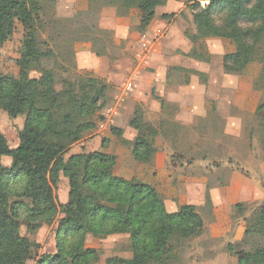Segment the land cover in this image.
Wrapping results in <instances>:
<instances>
[{
	"label": "rangeland",
	"instance_id": "374dc122",
	"mask_svg": "<svg viewBox=\"0 0 264 264\" xmlns=\"http://www.w3.org/2000/svg\"><path fill=\"white\" fill-rule=\"evenodd\" d=\"M41 2L45 26L39 40L58 55L55 63L54 60L47 63L48 68L56 69L58 83L69 80L78 93L83 75L79 72L77 52L89 46L99 60L93 66L84 64L82 68L91 70L92 75L87 76L107 85L106 103L90 118L94 127L83 134L65 157L81 151L103 152L107 148H121L128 153L130 147L123 146L110 131L120 129L122 137L132 141L136 132L128 122L134 111L141 109L144 120L161 130L151 140L153 153L149 159L165 156V173L160 174L158 193L172 209L182 203L195 206L204 223L202 235L185 242L184 249L179 251V264L189 260L207 262L216 252L228 259L225 264H237L236 258L227 253L228 245H233L235 252L264 248V238L245 236L247 226L264 202V152L260 120L255 114L257 107L264 103L263 52L256 51L253 61L242 73L227 75L222 59L234 52L231 41L204 39L190 48L185 33L195 31L191 5L198 2L205 7L208 0H167L156 9L155 22L152 20L143 33L135 30L139 10H123L109 0ZM23 37L24 30L16 22L13 36L0 46V76L17 75L15 61L19 58ZM191 49L202 54L203 60L188 57ZM181 62L190 63L194 70L170 68L165 82L167 66ZM133 76L136 78L131 90L125 91L123 86ZM31 77L39 76L31 73ZM187 83L189 92L181 94L180 87ZM250 89L256 96L248 93ZM202 95L211 110L202 118L192 119L190 125L178 122V106L176 102H167L168 98L190 105L194 97L196 104L201 105ZM25 117L26 110H16L14 115L0 111V132L10 147L19 143L18 132L23 128ZM101 126L104 130L99 129ZM66 129L73 130L74 126ZM67 193V180L61 177L56 190L58 204L66 200ZM55 223H44L34 233L23 228L21 234L36 247L40 245L41 252H49L55 245ZM225 227L228 228L226 237L211 236ZM109 237L111 240L89 238L85 243V248L100 252L97 264H103L110 257L131 254L124 235ZM99 241L103 242L102 247L96 246Z\"/></svg>",
	"mask_w": 264,
	"mask_h": 264
},
{
	"label": "trees",
	"instance_id": "16d2710c",
	"mask_svg": "<svg viewBox=\"0 0 264 264\" xmlns=\"http://www.w3.org/2000/svg\"><path fill=\"white\" fill-rule=\"evenodd\" d=\"M166 2L109 0L120 9L140 11L137 33L148 28L156 9ZM191 11L195 31L185 33L188 41L222 39L234 44V52L222 59L227 75L242 73L258 50L264 57V0H208L205 7L194 2ZM42 15L41 0H0V46L13 36L16 22L24 30L15 61L17 75L0 76V111L14 115L16 110H26L16 148H10L0 132V264H97L100 252L85 248L86 238L114 235L128 236L131 257H110L104 264H179L178 253L185 242L204 231L195 206L182 205L175 213L167 212L153 187L113 175L114 155L81 152L65 157L94 127L90 118L106 103L107 85L87 74L79 82L78 93L69 80L58 83L54 66L47 67L58 55L39 40L45 26ZM187 56L203 60L194 49ZM31 73L39 77L33 78ZM255 114L264 152V103ZM71 125L73 130L66 129ZM128 126L136 132L132 141L125 140L120 129L110 132L130 147L136 161H148L153 153L151 140L161 130L144 120L141 109L134 111ZM2 157L11 159L9 167L1 164ZM61 177L68 183L64 205L56 198ZM58 216L56 252L38 257V247L21 231L34 233L44 223L56 222ZM253 235L264 238V202L247 226L246 238ZM234 248L228 245L226 249L237 264H264V248L248 252H235Z\"/></svg>",
	"mask_w": 264,
	"mask_h": 264
},
{
	"label": "crops",
	"instance_id": "0c3cea01",
	"mask_svg": "<svg viewBox=\"0 0 264 264\" xmlns=\"http://www.w3.org/2000/svg\"><path fill=\"white\" fill-rule=\"evenodd\" d=\"M140 13L138 14L139 16V20H140ZM165 15V14H163ZM155 18H157V13H155V17H154V22H155ZM139 22H137V25H135L136 27L138 26ZM147 31V29H146ZM146 33V32H145ZM200 41V40H198ZM189 43H191V47H194L193 44H195V42H190L188 41ZM193 50V49H191ZM189 52V51H187ZM77 61H78V64L81 65V68H80V74H90L89 72H91L90 69L88 68H82V66H84V64H86L87 66H93V64H96V62H98V58L97 56L92 52L90 51V47L88 46V49L87 47L85 48L84 51H81L78 50L77 52ZM178 65L181 64V65H168L167 67V73H166V78L165 79V82L167 81L168 82V78L167 76L168 75V71L170 70V68H172V70L174 69H184L186 71H189V70H192L193 67L190 66V63H186L185 65L181 63H177ZM194 70V69H193ZM176 71H179V70H176ZM172 73V72H171ZM92 75V74H90ZM136 78V76H133L131 79L134 80ZM165 85H169L164 83ZM189 83H187L186 85H183L180 87L179 91L181 92V94L183 92H189ZM250 91V92H249ZM248 93L256 96L254 94V92L250 89L248 90ZM182 97V95H181ZM167 102H170V103H175L178 107V116H177V120L178 122H180L182 125H190L192 123V119H196V118H202L204 117L211 109L208 108V105L207 103H205V99H204V96L202 95V101H201V105L200 104H196L197 102V99L196 98H192V102L189 104H181L178 102V100H175L173 98H168V101ZM207 112V113H206ZM157 113H160V108L157 109ZM204 115V116H203ZM184 117V118H183ZM7 140V139H6ZM8 142V141H7ZM83 144V143H82ZM9 145V143H8ZM18 146V144L13 147H9L10 148H16ZM83 152V151H81ZM81 152H77V153H81ZM77 153H74V154H77ZM101 153H104V154H108V155H114L116 157V162H115V165L112 169V173L113 175L117 176V177H120V178H123L127 181H130L131 183H134V184H145V185H149L151 187H153L157 192H158V186H159V179L162 177L160 176V174L163 175V173H165V161H164V158L165 156H160V155H156V157H153L150 160L146 161V162H137L131 155V152L128 151V153L119 148V149H115V150H111V149H105L103 150V152ZM1 164L4 166V167H9L10 164H11V159L9 157H2L1 158ZM164 176V175H163ZM68 184V183H67ZM162 194V193H161ZM67 199H68V193H67V198L65 201H62L60 203V205H64L66 204L67 202ZM164 204H165V208H166V211L169 212V213H175L177 212L178 208L182 205H185L184 203L180 204L179 206H176L174 209L170 208L165 199H164ZM55 223V222H54ZM57 223V222H56ZM55 223V225L57 226V224ZM56 226L54 229H56ZM228 231V228L225 227V228H222L220 231H215L214 233L212 232L211 233V236L215 237V238H220L221 236H223L224 234L226 235V232ZM224 235V236H225ZM114 236H118V237H122L123 235H114ZM127 235H124L125 238H127L128 240V236L126 237ZM223 236V237H224ZM226 237V236H225ZM89 238H93V239H97V238H94L92 236H88L86 238V244L89 242L88 239ZM222 238V237H221ZM106 239V238H105ZM100 240H104V239H100ZM106 240H111L110 237H107ZM103 242L102 241H99V243H97L96 246L98 247H102ZM90 249L92 247H89ZM97 248V247H96ZM56 252V234H55V245L53 246V250L52 251H49V252H41V249H40V245L38 247V250H37V253H38V257L41 256V255H53L54 253ZM116 257V256H115ZM117 257H120V258H124V259H129L131 257V254L130 256L128 257H121V256H117ZM225 264V262H228V259H226V257L224 255H221L220 253H215V257H212V259H210L209 261L207 260V262L204 260L203 262L201 263H196L195 261H188V262H185V263H182V264ZM29 264H35V262H30ZM104 264V262H103Z\"/></svg>",
	"mask_w": 264,
	"mask_h": 264
},
{
	"label": "built area",
	"instance_id": "2783aa9c",
	"mask_svg": "<svg viewBox=\"0 0 264 264\" xmlns=\"http://www.w3.org/2000/svg\"><path fill=\"white\" fill-rule=\"evenodd\" d=\"M139 57H140V54H139ZM132 79H130V81L128 83H126L123 87L125 88V91H130L131 90V87H132ZM104 127L101 126L99 129L100 130H104L103 129Z\"/></svg>",
	"mask_w": 264,
	"mask_h": 264
}]
</instances>
